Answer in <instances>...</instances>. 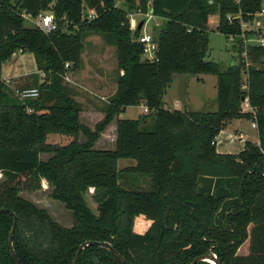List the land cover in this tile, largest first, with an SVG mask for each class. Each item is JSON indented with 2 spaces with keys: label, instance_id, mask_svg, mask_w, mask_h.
<instances>
[{
  "label": "trees",
  "instance_id": "trees-1",
  "mask_svg": "<svg viewBox=\"0 0 264 264\" xmlns=\"http://www.w3.org/2000/svg\"><path fill=\"white\" fill-rule=\"evenodd\" d=\"M263 1L122 0L119 7L115 0H0V73L14 51L31 52L37 72L20 88L38 90L34 98H19L0 77V264H16L8 246L11 211L20 264H72L85 242L77 264H125L95 243L103 241L129 264H189L209 252L220 264H264V44L245 46L241 39L255 34L244 24L264 9ZM135 10L162 20L151 35L152 59L137 39L142 26L130 27ZM46 13L53 14V30L27 24ZM213 15L217 31L233 39L237 63L205 59ZM89 33L104 34L117 61L116 90L93 130L80 122V106L64 82L80 67ZM174 74L215 76L216 108H165ZM140 103L147 111L137 118L119 116ZM114 117V147L95 148ZM242 118L256 124L259 142L217 152L216 136ZM49 134L70 140L50 143ZM119 159L133 164L120 169ZM42 181L49 197L70 211L69 226L21 196L41 189ZM141 181L146 188L138 189ZM139 215L151 222L143 233L133 229ZM247 239L248 253L238 254Z\"/></svg>",
  "mask_w": 264,
  "mask_h": 264
},
{
  "label": "rangeland",
  "instance_id": "rangeland-1",
  "mask_svg": "<svg viewBox=\"0 0 264 264\" xmlns=\"http://www.w3.org/2000/svg\"><path fill=\"white\" fill-rule=\"evenodd\" d=\"M115 2L119 7H125L122 0H115ZM128 18L130 26L135 25L134 27L131 26L132 29H135L138 24L142 22V28L139 34H141L143 31H146L150 35H152L154 31L160 27L162 21L154 20L153 18L148 20V17L138 12V10L131 12ZM27 19V24L32 25L33 19ZM211 19L212 21L207 28L208 50L205 59L220 62L224 66L229 63H237L238 56L233 39L231 37L227 39L223 34L217 31V15L211 16ZM241 39L243 40L244 45L247 46L249 42H246L245 34L241 36ZM242 55L245 56L244 53H242ZM81 59L82 63L80 67L74 71H69L66 74L68 79L64 78V82L70 87V89H72V97L78 102L80 106V122L93 130L95 124L103 118L104 105L108 102L110 96H112L116 90L117 61L115 48L112 44L107 42L104 34L89 33L83 38V51L81 53ZM246 65L250 66L252 63L246 59ZM197 77H203L204 81L201 82L200 80H197ZM242 77L243 79L246 78L245 73L242 74ZM22 79L23 82L20 84L14 85V83H8V85L15 90V94L19 98H21L20 91L22 90L20 87L26 81L25 77ZM215 82L216 77L209 74H174L163 99L167 106H172L174 100H179V102H181L183 96L187 92L186 95L191 97V106L193 108L212 111L216 108V86L214 87ZM244 107H247L248 110L250 109L246 101L243 103V108ZM143 111L144 105L143 103H140L137 106L126 107L120 116L137 118L143 113ZM115 120L116 117H114L112 121L106 126V128L100 133L98 139L94 143L95 148H113L116 126ZM235 120V125L237 128L242 130L243 136L241 138L237 136L233 139H229L223 134L220 135L218 147H220L222 150L227 149L229 151L239 152L242 142H244L246 139H253L256 135V128L251 126V121L249 119L243 118ZM147 121H149V119H147ZM225 133L235 134L231 128H228ZM79 139L80 141H84L85 136L80 134ZM69 140V137L58 134H49L47 136V141L50 143L66 144ZM47 156V154L41 155L43 159H45ZM131 164H133L131 159H122L119 162L118 167L121 169ZM139 186L140 188L138 189L147 187L145 181H141ZM49 192L50 187L46 181H42L41 189L36 191H21L20 194L23 198L32 201L37 206L46 208L54 217V219L62 225L69 226L71 224L70 211L67 210L61 202L50 198ZM87 204L93 212H96V205L92 202L90 193L87 194ZM140 218L143 217L140 216ZM140 218L137 216L135 221H138Z\"/></svg>",
  "mask_w": 264,
  "mask_h": 264
},
{
  "label": "crops",
  "instance_id": "crops-1",
  "mask_svg": "<svg viewBox=\"0 0 264 264\" xmlns=\"http://www.w3.org/2000/svg\"><path fill=\"white\" fill-rule=\"evenodd\" d=\"M263 8H264V5H263ZM151 18H153L154 20H161L158 17L149 15L148 20H150ZM211 21H212V19L209 18V24L208 25H210ZM216 24H217V21H216ZM244 27L246 30L253 31V33L255 32V34L257 33V35L251 34V35L246 36V42L259 43L260 42L259 39L261 37H264V12L257 13L255 15L253 22L250 25H245ZM14 52L15 53H13L11 57H9L5 62L2 63L0 77H1V79L6 81L7 83H14V85H15V84H20L21 82H23L22 78L26 77L28 74L36 73L37 67L35 64L34 56L31 52H22L20 50H16ZM197 80H200L201 82L204 81L203 77H197ZM215 86H216V82L214 83V87ZM168 88H169V86H168ZM186 93L183 96L181 102H179V100H174L172 106H167L166 102L163 99L164 107L169 108V109L198 110V108H193L191 106L192 105L191 97L189 95H186ZM163 98H164V96H163ZM243 109L248 110L247 107L246 108L244 107ZM235 121L236 120L229 121L226 124V126L216 136V151L217 152H219V153H237L238 152V151L237 152L229 151L227 149L222 150L220 147H218V141L220 140V135H222V134L224 136L228 137L229 139H233L234 137H237V136L239 138H241L243 136L242 130L240 128L236 127ZM228 128H231L232 131L235 132V134L225 133V131ZM255 132H256V130H255ZM246 140H250L252 142L258 143L259 139H258L257 132H256V135L253 139H246ZM114 141H115V137H114ZM243 146H244V142H242V146H241L240 150L243 148ZM113 147H114V142H113ZM121 160L122 159L118 160V164ZM140 216H142V215H139V218H140ZM150 223H151L150 220H147L144 217L140 218L138 221L134 220V225H133L134 231L138 232V233H143L148 228ZM248 246H249V241L247 239L238 248L237 253L241 254V255L247 254L248 253Z\"/></svg>",
  "mask_w": 264,
  "mask_h": 264
},
{
  "label": "built area",
  "instance_id": "built-area-1",
  "mask_svg": "<svg viewBox=\"0 0 264 264\" xmlns=\"http://www.w3.org/2000/svg\"><path fill=\"white\" fill-rule=\"evenodd\" d=\"M260 12H264V9H262ZM89 16H91V14ZM28 18H30V17H28ZM228 18L230 19L231 17L228 16ZM30 19H33L32 25L39 27L41 30H43L45 32H48V31L53 30L55 28V22H54V17H53L52 13L42 14L36 18H30ZM131 26L134 27L135 25H131ZM244 26H245V24H244ZM137 39L139 42H141L143 44V56L147 59H152L154 57L156 44L153 41L151 35L148 34L146 31H143L141 34H139ZM259 41H260L259 44H264V37H261L259 39ZM67 65L68 64H66V66ZM43 75L44 74L41 73V76H43ZM64 78L68 79V77L66 75L64 76ZM37 95H38V90L36 88L22 89L20 91V97L21 98H30V97L34 98ZM144 111H147L146 107H144ZM251 126L256 127V124L254 122H251ZM1 177H2V175L0 173V178ZM89 192H93V187H89Z\"/></svg>",
  "mask_w": 264,
  "mask_h": 264
},
{
  "label": "water",
  "instance_id": "water-1",
  "mask_svg": "<svg viewBox=\"0 0 264 264\" xmlns=\"http://www.w3.org/2000/svg\"><path fill=\"white\" fill-rule=\"evenodd\" d=\"M142 26V22L138 24V28H141ZM2 209H0L1 211ZM11 214H12V217H13V223H12V227L10 229V232H9V237H8V246H9V251H10V254L11 256L13 257V259L15 260L16 264H20V261L19 259L17 258V255L16 253L14 252V249L12 247V237H13V233H14V229H15V224H16V216L15 214L11 211ZM89 242H85L84 244H81L77 251H76V254L74 256V259H73V262L72 264H77V260H78V255H79V252L80 250L84 247V245L88 244ZM97 244H99L100 246L102 247H105L107 248L112 254H114L121 262L125 263V264H129V262H127V260L119 253L117 252V250L115 248H113L111 246V244L109 242H95ZM201 260H205V261H208L210 262L211 264H220L216 255L212 252H209L207 254H203V255H200V256H197L195 257L189 264H195L196 262L198 261H201Z\"/></svg>",
  "mask_w": 264,
  "mask_h": 264
}]
</instances>
